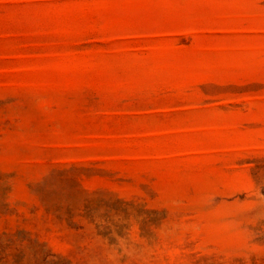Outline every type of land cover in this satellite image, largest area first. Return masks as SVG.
Listing matches in <instances>:
<instances>
[{
	"label": "rangeland",
	"instance_id": "374dc122",
	"mask_svg": "<svg viewBox=\"0 0 264 264\" xmlns=\"http://www.w3.org/2000/svg\"><path fill=\"white\" fill-rule=\"evenodd\" d=\"M0 264H264V0H0Z\"/></svg>",
	"mask_w": 264,
	"mask_h": 264
}]
</instances>
